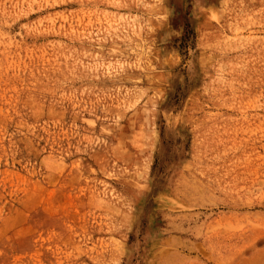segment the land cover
<instances>
[{
  "label": "rangeland",
  "instance_id": "obj_1",
  "mask_svg": "<svg viewBox=\"0 0 264 264\" xmlns=\"http://www.w3.org/2000/svg\"><path fill=\"white\" fill-rule=\"evenodd\" d=\"M0 264H264V0H0Z\"/></svg>",
  "mask_w": 264,
  "mask_h": 264
}]
</instances>
